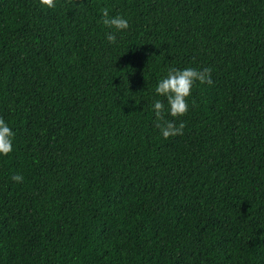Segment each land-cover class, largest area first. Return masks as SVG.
<instances>
[{
	"label": "trees",
	"instance_id": "1",
	"mask_svg": "<svg viewBox=\"0 0 264 264\" xmlns=\"http://www.w3.org/2000/svg\"><path fill=\"white\" fill-rule=\"evenodd\" d=\"M79 6L0 0V264H264V0ZM170 67L212 83L164 139Z\"/></svg>",
	"mask_w": 264,
	"mask_h": 264
},
{
	"label": "clouds",
	"instance_id": "2",
	"mask_svg": "<svg viewBox=\"0 0 264 264\" xmlns=\"http://www.w3.org/2000/svg\"><path fill=\"white\" fill-rule=\"evenodd\" d=\"M67 3H74L76 7L78 3L83 6V0H67ZM39 4L46 9H55L61 4V0H39ZM101 12L103 25L112 29L106 34V39L110 44H116L117 34L130 28L129 19L119 14L110 16L108 8H102ZM211 75L212 69L209 67L202 69L189 67L182 70L170 67L166 77L159 80L155 93L166 99L168 107L165 108L163 101L155 100L152 110L156 118V127L164 139L183 135L185 123L181 121L177 124L176 121L181 120L189 111L188 101L192 96L193 86L197 82L199 84H211ZM192 104L195 105L194 100ZM165 113L173 119H166ZM14 135L6 121L0 117V156L8 157L13 152ZM23 179L24 177L18 173L12 176V180L16 183H22Z\"/></svg>",
	"mask_w": 264,
	"mask_h": 264
}]
</instances>
